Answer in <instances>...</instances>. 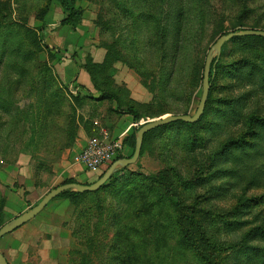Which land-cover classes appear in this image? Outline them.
<instances>
[{
    "label": "rangeland",
    "instance_id": "obj_1",
    "mask_svg": "<svg viewBox=\"0 0 264 264\" xmlns=\"http://www.w3.org/2000/svg\"><path fill=\"white\" fill-rule=\"evenodd\" d=\"M11 1L16 26L0 20L6 32L0 39V227L62 184L90 140H120L111 139L100 121L105 124L109 117L126 113L113 111L112 106L118 108L114 102L95 100L97 88L117 91L121 111L130 104L137 108V126L169 114L193 115L211 46L223 34L252 29L235 26L242 7L255 9L246 20L264 27V0H76L82 20L75 29L64 26V40L56 44L60 22L50 28L48 17L38 18L40 0ZM217 61L221 73L200 126L179 127L183 138L172 149H165L176 135L172 130L153 136L136 163L117 169L116 182L108 190L76 204L67 199L64 236L76 242L70 264H122L123 255L131 252L140 257L137 264H204L185 249L182 238L187 235L172 197L152 181L171 164L177 170L174 181L181 178L182 206L192 212L183 221H194V236L207 228L223 248V264L263 256L264 241L237 247L250 228L264 229V197H259L264 196V124L248 145L211 160L225 139L244 129L250 116H264V42L229 41ZM74 65L88 74L90 88L72 81L70 91V83L61 79L64 67ZM39 104L55 112L46 113L45 122L66 133L54 146L43 139L38 149L35 127L43 119ZM156 113L161 115L149 117ZM80 140L85 144L78 151ZM111 163L85 168L83 184L95 182ZM192 179L196 182L190 185ZM169 186L164 182L163 187ZM247 199L253 200L251 205L245 204ZM229 224L235 230H225ZM123 230L130 236H119Z\"/></svg>",
    "mask_w": 264,
    "mask_h": 264
},
{
    "label": "trees",
    "instance_id": "obj_2",
    "mask_svg": "<svg viewBox=\"0 0 264 264\" xmlns=\"http://www.w3.org/2000/svg\"><path fill=\"white\" fill-rule=\"evenodd\" d=\"M52 1L53 0H40L41 5L39 6V8L37 10L38 18L40 20H43L45 18V16L47 15ZM56 1L59 3V5L62 8L63 13H64L63 18L60 20V25L61 26H68L72 29H75L80 24V22L82 20L83 10L77 6L76 0H56ZM242 9H243V12H241V14H240L241 18L238 19L237 22H235V26H240V27L245 26V27H249L252 29H262V30L264 29V27H261L260 22L255 21V22L250 23L246 20L247 14L253 13L255 11V9L253 10V9L249 8L248 4L243 6ZM13 11L14 10H13V5H12L11 0H0V20H5V21L9 20L10 23H12L13 25L16 26V23L14 22V20L12 18ZM180 14H181V12H180ZM4 23L5 22L0 21V39L6 36V32L5 33L3 32L5 30H1L3 28ZM248 23H250V24H248ZM179 26H180V24L177 25L178 32H180ZM9 32H10V30H8L7 34ZM245 40L246 41L253 40V41H257V42H264V37H260V36L235 37L229 41H245ZM6 42H7L6 38L1 42V49L4 48L3 51L7 50L6 49ZM228 42H226V43H228ZM38 43H39L38 38H35L34 41L32 42V44L35 45L36 48L39 47ZM224 45L222 46V49H223ZM222 49H221V52H222ZM162 52L163 53L161 54V61L163 62L166 59L168 52H167V50L162 51ZM221 69H222V65H221L220 61H217L215 64H214V61L212 62L211 69H210V76H209V81L211 84H210L209 93H208L207 101L205 104V108H204V111H203L200 119L194 123H188L185 121H176V122L165 124V125H162L160 127H157L155 129L148 131L143 136V142H142L139 158L144 153L147 141L150 138H152L153 136H155V135L159 136L160 134H163V133H166L167 131L172 130V134L173 135L176 134V135H175V137H170V141H168L167 147L165 146V149H172V147L177 146L178 141L180 139V136L182 135V131H181V129L179 130V127L182 126V127H186L188 129H190V128H196V127L201 125V123L205 119L207 113L211 109L212 102H213V90L215 88L217 77L221 73ZM203 70H204V68H203ZM172 75H171V78H174L173 73H172ZM97 89L99 90L100 95L98 98H95V100L100 101V103H103L105 101L109 102V103L114 102L116 104V106H118V108L113 109V111H115L117 113L129 114L133 118L134 122H138L141 119L138 109L135 108L134 106H132L131 104L127 105L126 110L121 111L119 109L120 98H119L117 91L110 90L108 88H101V87L97 88ZM41 100H42V97H41ZM39 105H40L39 116H41V112H42L43 113V116H42L43 119L41 121V117H40V120L37 121V124L35 127L37 129V135H38L36 145L38 146L40 144V142L46 138L49 140V142L53 143V146L56 143L59 144L60 138L62 141V136H61L62 133L63 132L66 133V131H64L65 129H63L62 127H60L58 129L57 127L53 128L54 126L53 127L51 125L49 126L47 124V121L45 122V114L46 113L47 114H51V113L53 114L55 112H53V110H51V106H49V105H45V104H39ZM160 113L164 114L163 112H160ZM160 113L159 114L158 113L153 114L149 117H151V118L158 117L161 115ZM74 124H76L75 121H74ZM263 124H264V116H260V115L250 116L247 119V123H246L244 129L239 134L229 136L227 139H225L220 144V146L218 147V151H216V154L214 156L216 159L212 158L211 162H216L217 159L219 161V157L217 155L220 153L221 154H224L227 152L231 153V152H233L234 148H238V147H241L243 145H248L249 139L257 137L258 128H259V126H261ZM139 127H140V125L134 127L133 131L130 134L125 135L123 137V139L121 140L123 147H127L131 150L130 154L124 155V154L119 153V154H117L115 159L130 157L132 155V153L134 151V147H135V133ZM56 132H57V135H56ZM66 138H69V135H67ZM182 138H183V135H182ZM39 146H38V149H39ZM171 165L172 166H166L165 168L161 169L157 174L153 175L152 181L154 183V186L156 185V187H162L163 189H165L166 195L172 197L171 204L176 207V210H177L176 214L179 212L177 215V219H179V220L182 219V223L180 222V225L182 226V229H183V232L185 233V235H187V236H183V238H182L183 243L186 245L185 249L186 248L191 249L192 253H195L203 261L204 264H223L222 263L223 258H220V251L223 248L220 245H218L215 240L212 239V237L210 236V233L208 232V229L207 228L206 229L201 228V230H198V232L196 234L197 236H194V234L191 230V229H193L194 221L190 220L187 224L184 223L183 218H185V215L186 214L190 215V214H192V212H190L188 210V207L182 206V201L180 200L181 196L179 195L180 186H181V183H180L181 178L178 177V179H177V180H179L178 182L174 181L172 176L177 175V170L174 167L175 166L174 164H171ZM118 171L119 170H116L111 175V177L96 191L84 192V193H80L77 191H65V192H62L61 194H59L56 198H66L72 204H76L81 199H83L85 196L96 195L99 192L101 193L103 191H106V190H108L109 187L112 186V183L116 182L117 178L115 177V175L117 174ZM190 181H191L190 185H193L194 182H196L195 179H192ZM70 182H77V181L72 177H67V178H65V180L62 183H70ZM164 182L166 183V185H170V186L168 188L163 187ZM121 189L122 188H120L119 190H121ZM259 197H264V196H259ZM253 199L256 200V198H253ZM258 199H260V198H258ZM251 202H253L252 199H247V202L245 204L251 205L252 204ZM181 210H184V211L182 213H180ZM193 213H195V212H193ZM232 227H233V225L229 224L225 227V230H228V231L235 230V228H232ZM122 228L123 229H129L126 225H124ZM129 234L130 233L128 231L123 230L122 232L119 233V236H130ZM241 240H242L241 244H240V246L237 247V249L243 248L244 245H250V242H253L254 240L264 241V229L250 228V230L248 232H246L245 235L242 236ZM124 242L126 243V246H128L125 238H124ZM261 244L264 245V242ZM124 247H125V245H124ZM123 256H126V258H123L122 264H124V263L129 264V262L137 264L140 262V257L137 255H133L132 252L129 254L127 253L126 255H123ZM263 260H264V254H263V256H261L260 254H256L254 256L247 257L246 259L244 258V260H237L236 262L240 263V264H256V263L264 264Z\"/></svg>",
    "mask_w": 264,
    "mask_h": 264
},
{
    "label": "crops",
    "instance_id": "obj_3",
    "mask_svg": "<svg viewBox=\"0 0 264 264\" xmlns=\"http://www.w3.org/2000/svg\"><path fill=\"white\" fill-rule=\"evenodd\" d=\"M64 13L59 3L53 0L50 9L45 17H48V27L57 25V22L63 18ZM66 27V26H65ZM64 26H61L57 32L55 43L61 44L64 40L62 37ZM49 30V28H48ZM68 61V60H67ZM66 65V64H65ZM61 79L69 84L70 91H73L72 81L90 88L91 82L88 74L78 65L66 66L62 70ZM100 108L103 107L100 104ZM112 109H116L112 106ZM101 110V109H100ZM103 121V120H101ZM102 126L107 130L111 139L120 138L133 131L137 126L133 118L124 114L122 116L113 115L108 120H104ZM85 142L80 140L77 143L78 151L82 149ZM131 150L127 147L123 148L122 154L129 155ZM72 170L67 177H72L79 183H84L87 174L82 172L85 167L81 164H73ZM68 207V200L65 198H55L31 220L17 228L10 234H6L0 238V253L4 256L8 264H70V252L76 246L72 236H64L63 222L65 210ZM31 223L35 225L29 226ZM30 227V228H29ZM28 231H33L29 233ZM34 234V236H30ZM36 234H40L39 236ZM36 235V236H35Z\"/></svg>",
    "mask_w": 264,
    "mask_h": 264
},
{
    "label": "water",
    "instance_id": "obj_4",
    "mask_svg": "<svg viewBox=\"0 0 264 264\" xmlns=\"http://www.w3.org/2000/svg\"><path fill=\"white\" fill-rule=\"evenodd\" d=\"M244 36H260L264 37V30L261 29H243L240 31H232L226 34L221 35L215 43L209 49L203 70L202 76V93L197 106V109L193 115L189 114H169L156 119L147 121L146 123L140 125L138 130L135 133V147L132 155L130 157H124L115 159L108 169L93 183L83 184L79 182H70L62 183L53 189H51L35 206L29 209L27 212L18 215L11 221L7 222L0 227V238L17 228L21 227L29 220L34 218L51 200L55 199L59 194L65 191H77L80 193L84 192H93L98 190L110 177L111 175L119 168H125L129 165L136 163L140 156L141 146L143 142V136L148 131L160 127L165 124H169L176 121H185L188 123H194L198 121L204 111L205 104L207 101L209 88H210V69L211 64L214 61V64L217 62L218 57L221 53L222 46L229 40L235 37H244ZM0 264H8L4 256L0 253Z\"/></svg>",
    "mask_w": 264,
    "mask_h": 264
},
{
    "label": "built area",
    "instance_id": "obj_5",
    "mask_svg": "<svg viewBox=\"0 0 264 264\" xmlns=\"http://www.w3.org/2000/svg\"><path fill=\"white\" fill-rule=\"evenodd\" d=\"M123 148L121 140L103 143L92 139L75 158V162L86 169L96 170L114 161L117 154H122Z\"/></svg>",
    "mask_w": 264,
    "mask_h": 264
}]
</instances>
